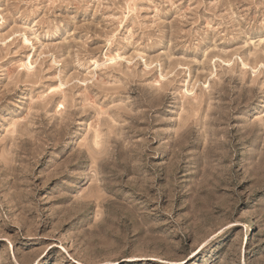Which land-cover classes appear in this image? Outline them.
Wrapping results in <instances>:
<instances>
[{"label": "rangeland", "instance_id": "rangeland-1", "mask_svg": "<svg viewBox=\"0 0 264 264\" xmlns=\"http://www.w3.org/2000/svg\"><path fill=\"white\" fill-rule=\"evenodd\" d=\"M202 2L0 0V264H264V7Z\"/></svg>", "mask_w": 264, "mask_h": 264}, {"label": "snow or ice", "instance_id": "snow-or-ice-1", "mask_svg": "<svg viewBox=\"0 0 264 264\" xmlns=\"http://www.w3.org/2000/svg\"><path fill=\"white\" fill-rule=\"evenodd\" d=\"M128 2H129V5H131L132 0H128ZM212 3L215 5L216 8H220L221 10H223V8L229 6L228 3H222V0H212ZM161 7H163V5H161ZM172 7L175 8L176 5H175V4H172ZM194 7H198L199 9H202V11H201L200 14H201V16L203 17L204 13L208 11L207 0H203V2H202L201 4H199V5H194ZM232 7L235 8V9H238L239 11H244V6H243V5L233 4ZM261 7H264V0H262ZM224 14L227 15L226 13H224ZM232 14H233V16H234V15H235V11H233ZM131 15H132V13H131V11H129L128 15H126V16L124 17V19H125V20H128V19H129V16H131ZM218 15H219V14H218ZM121 27H124V25L122 24ZM208 27H209V28H212L213 25H212V24H209ZM115 35H116V34L113 33V37H115ZM260 36H261V37H264V31H261ZM25 43L27 44L28 41L25 40ZM111 43H112V40L109 39V44H111ZM241 43H242V42H241ZM260 43H261L262 45H264V39H261V40H260ZM243 46H244L245 48H247V45H246V44H244ZM107 63H108V64H113V65H114V64H116V60H115V59H113V60H109V61H107ZM213 63H215V61H213ZM105 66H106V65H105ZM245 67H247V65H245ZM261 67H264V65H261ZM253 75H255V72H253ZM161 79H163V77H161ZM62 87H64V86L61 85V88H62ZM205 87H207V85H205ZM52 91H56V89L53 88ZM61 107H63V105H61ZM259 124H260L261 127H264V117H261V119H260V121H259ZM259 210H260V211H264V207H262V208L259 209ZM0 239H4V238L0 237ZM0 247H3V245L0 244ZM16 259L19 260V257H16ZM245 260L247 261L248 258L245 257ZM9 264H11V260L9 261ZM64 264H71V262H70L69 260H65V261H64ZM179 264H184L183 260L179 261Z\"/></svg>", "mask_w": 264, "mask_h": 264}, {"label": "bare ground", "instance_id": "bare-ground-1", "mask_svg": "<svg viewBox=\"0 0 264 264\" xmlns=\"http://www.w3.org/2000/svg\"><path fill=\"white\" fill-rule=\"evenodd\" d=\"M248 242H249V240L247 239V240H246V244H247Z\"/></svg>", "mask_w": 264, "mask_h": 264}]
</instances>
